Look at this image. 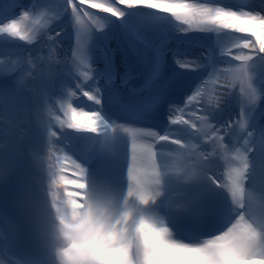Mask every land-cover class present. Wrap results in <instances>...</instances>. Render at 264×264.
<instances>
[{"label": "clouds", "instance_id": "9594fccd", "mask_svg": "<svg viewBox=\"0 0 264 264\" xmlns=\"http://www.w3.org/2000/svg\"><path fill=\"white\" fill-rule=\"evenodd\" d=\"M24 15L25 41L57 22ZM245 19L261 50L264 13ZM54 54L50 45L46 71L0 88V264H264V126L253 125L264 92L247 80L240 116L225 124L207 114L145 131L78 108L67 86L54 91ZM86 54L81 39L71 66ZM204 99L216 111L227 93ZM68 134L89 138L87 158ZM97 157L110 167L93 168ZM213 220L220 229L202 231Z\"/></svg>", "mask_w": 264, "mask_h": 264}, {"label": "snow or ice", "instance_id": "6c2138e0", "mask_svg": "<svg viewBox=\"0 0 264 264\" xmlns=\"http://www.w3.org/2000/svg\"><path fill=\"white\" fill-rule=\"evenodd\" d=\"M118 4L126 7H118ZM85 5L89 7L86 8ZM17 8L22 9L18 14ZM89 9H97L110 15L102 17ZM145 9L155 11H145ZM41 10H47L57 22L63 18L75 29L77 44L82 39L83 46L93 36L106 38L108 33L104 31L105 28L119 26L137 54L145 60L148 65V83L156 87L157 95L147 104L119 106L117 108L119 118L135 123L144 122L148 119L152 108L164 100L169 81H164L161 77L165 56L168 53L171 54L174 64V78L197 72L205 73L207 78H197L193 94L188 95L186 101H182L183 108L170 105L168 123L161 129L172 128L174 126L172 121L175 119L198 121L207 114H211L212 118L216 119L222 108L213 111L205 101L204 95L214 92V87L209 88L208 85L210 82L213 86L217 84L221 74L230 78L227 84L229 88L239 84L238 95L227 93L238 101V118L242 108L240 90L245 82L251 80L261 92H264V46L261 50H257L247 42V34L254 30V25L245 18L249 13L256 11L251 6L250 0H234L230 4L224 3L223 0H31L30 5L27 6L21 5L19 0H3L0 2V68L7 67L9 70L21 68L19 78L31 77L33 71L39 73L40 70L33 63V59L37 62L45 59L25 57L24 48L34 42L20 39L27 19L24 13L34 15ZM260 12L264 13V10ZM149 32L154 33L152 38L148 37ZM192 34L197 36L203 34L207 42L188 39ZM45 37L48 46L57 45L60 33L49 28L41 36L42 42H45ZM172 39L176 40L174 48L169 47ZM20 41L26 43L20 44ZM182 44L198 45L201 48L200 55L197 58H189L187 49L182 50L180 47ZM84 48L87 54L83 61L76 67L68 68L64 78L59 83H55L54 91L61 86H67L77 94L74 103L78 108L99 111L109 121H116L117 116L110 111L118 104L110 88L111 72L94 69L92 67L94 61H91L88 49L85 46ZM232 49H237L235 54ZM245 49L250 51L245 52ZM226 57L232 59L228 60ZM222 63H227L229 66L221 68L219 65ZM13 86L14 84L11 87ZM201 100L204 101L203 109L195 112L186 111L193 101L199 103ZM260 104H264V97ZM177 111L184 115L177 116ZM201 111L206 114H200ZM260 120H264V107L258 106L253 113V125L264 126L259 123ZM227 122L230 121L222 124ZM65 139L88 141L87 145L76 151L81 158H87L90 154L92 145L88 137L68 134ZM255 158L257 163L264 160V150H257ZM220 227V221L213 220L202 231L213 233Z\"/></svg>", "mask_w": 264, "mask_h": 264}, {"label": "bare ground", "instance_id": "6f19581e", "mask_svg": "<svg viewBox=\"0 0 264 264\" xmlns=\"http://www.w3.org/2000/svg\"><path fill=\"white\" fill-rule=\"evenodd\" d=\"M0 2H3V0H0ZM224 3L230 4L233 3L234 0H223ZM19 3L21 5H30L31 0H19ZM250 4L255 10H264V0H250ZM87 6V5H85ZM84 6V7H85ZM124 6L125 5H120ZM89 7V6H88ZM22 9L17 8L16 12L17 14ZM97 13L98 15L107 16L110 15L108 13H104L97 9H92ZM145 11H155L154 9H145ZM163 15H167L166 13H162ZM113 19H116V17H113ZM52 29H54L55 32L60 33L59 43L55 45V70H56V76H55V83H59L64 76L67 73L68 68L71 66L70 58L71 55L77 45V39H76V33L75 29L69 25L63 18L59 22L54 23L51 26ZM119 26H109V28H105L104 31L108 33L106 38H97L96 36H93L92 38L88 39L85 43V47L88 49V54L91 58V61H94L92 63V67L98 71H105L108 70L112 72V75L116 78L114 83H110V88L112 89L113 95L116 94L115 88H121L124 92L125 89H129L130 86L129 83H136L138 78L137 74L140 75L139 79L140 82H143V80L147 81L148 83V65L145 62V60L142 59L141 56L137 54V52L134 50L133 46L129 43V38L118 29ZM230 31V30H226ZM50 35H54V33H49ZM149 38H152L154 36L153 32H149L148 34ZM241 35V34H240ZM190 40H204L207 42V38L204 37L203 34H200L199 36L192 34L190 37H188ZM45 42H42L41 39H38L34 43L27 45L24 48L23 55L25 57H43L45 59L40 60L37 62L35 59H33V63L36 64L37 68L40 71H46L47 64L46 59L49 57V46L47 41V38H44ZM20 44H25L26 42L20 41ZM169 47L174 48L176 47V40L172 39L169 42ZM180 47L183 49H187L189 58H197L200 55L201 48L196 44H182ZM233 54L236 53L237 49H232ZM250 51L248 49H245V52ZM167 59L164 63V67L162 69L163 76H168L166 79H163V76L161 77L164 81H169L168 88H167V96L163 100V106L166 108V112H169L170 105L174 104V101H179L178 107L182 104V101H186V98L189 94L185 93L187 84L191 83L193 81L192 88L194 89V85L196 84L197 78H207L205 73L197 72V73H186L183 76L180 77H173V74L171 75V71L174 69V64L172 62L171 54L168 53L165 56ZM226 59L231 60L232 57H226ZM235 63H239L238 61H235ZM221 68H227L229 65L227 63H222L219 65ZM139 71V72H137ZM21 68L17 67L14 70H9L7 67L0 68V81L4 82H11L16 81L18 76L20 75ZM36 72L33 71V75H35ZM135 75L131 77V75ZM120 75H123L125 80H127L129 83L126 84V86H122V78ZM199 75V76H197ZM197 78L195 79V77ZM131 77V78H130ZM195 79V81H194ZM192 80V81H191ZM115 88H114V86ZM150 88L146 90L148 94H150L151 99L154 97V85H150ZM209 88L214 87V91L217 93L225 92V93H236L239 94V84H237L234 88H229L225 82V76L221 74L220 80L217 84L214 86L211 84V82L208 85ZM0 88H2V85L0 84ZM8 88V87H3ZM115 90V91H114ZM126 92V91H125ZM194 92V90H193ZM160 102L157 103L154 108L151 110L149 116L150 119L154 120H161L162 114L160 115V109H161ZM204 101L201 100L199 103L196 101H193L191 105L187 108V112H195L203 109ZM259 107H264V104H260ZM117 108L113 107L110 109V111L117 115ZM222 111L218 113L216 119H214L215 122L218 124H222L225 121H231L234 119H237V113L239 112V105L238 101L233 96H228L225 100L224 104L222 105ZM92 110V109H89ZM202 115H205L206 113H203L201 111ZM177 116L184 115L183 113L180 115L179 111L176 113ZM185 118H187L185 116ZM126 120V119H124ZM128 121V120H126ZM168 123V122H167ZM165 123V124H167ZM259 123L261 125H264V120H260ZM164 124V125H165ZM69 145H72V140H68ZM71 151V150H70Z\"/></svg>", "mask_w": 264, "mask_h": 264}, {"label": "rangeland", "instance_id": "374dc122", "mask_svg": "<svg viewBox=\"0 0 264 264\" xmlns=\"http://www.w3.org/2000/svg\"><path fill=\"white\" fill-rule=\"evenodd\" d=\"M118 7H122V8H124V6H120L119 4L117 5ZM86 7V6H85ZM86 8H88V7H86ZM90 11H92V12H94L95 13V11H93L92 9H89ZM102 16V15H101ZM103 17V16H102ZM119 30H120V28H118ZM234 35H240V34H238V33H233ZM56 51V50H55ZM56 53H57V51H56ZM166 59L167 58H165V61H166ZM171 74H173V71H171ZM192 81V80H191ZM190 85V83L189 84H187V87H186V90H185V93L187 92V90H188V86ZM173 105H175V106H177L178 105V101H174V104ZM168 118V116L167 115H162V117H161V120H159V121H155V122H144V123H135V122H122V121H118V122H120V123H125V124H130V125H132L133 127H137V128H142V129H148V130H159V126L158 125H161L160 123H161V121H164V120H166ZM118 120H119V118H117ZM163 119V120H162ZM158 123V124H157ZM105 167H110V164H109V162L103 167V168H105Z\"/></svg>", "mask_w": 264, "mask_h": 264}]
</instances>
